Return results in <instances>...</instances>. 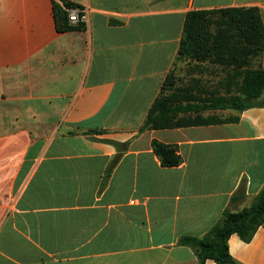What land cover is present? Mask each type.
I'll return each instance as SVG.
<instances>
[{
	"label": "crops",
	"instance_id": "crops-1",
	"mask_svg": "<svg viewBox=\"0 0 264 264\" xmlns=\"http://www.w3.org/2000/svg\"><path fill=\"white\" fill-rule=\"evenodd\" d=\"M64 1L86 13L85 30L59 32L54 0H0V264H198L179 239L204 236L264 188V107L200 113L235 122L139 129L172 71L195 97L238 92L232 69L177 68L185 21L257 7L264 25V0ZM153 140L177 145L182 163L162 167ZM228 244L238 264H264V226Z\"/></svg>",
	"mask_w": 264,
	"mask_h": 264
},
{
	"label": "trees",
	"instance_id": "trees-1",
	"mask_svg": "<svg viewBox=\"0 0 264 264\" xmlns=\"http://www.w3.org/2000/svg\"><path fill=\"white\" fill-rule=\"evenodd\" d=\"M68 1L54 0V17L59 32L83 31L85 23L71 24L69 10L76 8ZM264 50V25L257 7H235L216 10L192 11L185 21V34L180 44L177 62H209L225 69L239 79L238 92L230 97H195L178 85L179 78L172 71L165 79L160 94L151 106L139 133L147 130L176 129L190 126L235 122L238 118H204L201 112L210 109L234 108L240 111L264 107V68L257 62ZM229 72V71H228ZM230 74V73H229ZM195 115H192V114ZM189 114L188 116H180ZM94 134L102 132L94 131ZM113 144L119 149L129 143ZM152 149L164 168L177 167L182 163L177 145L152 141ZM120 159L116 156L108 165L102 187L109 180ZM245 182L233 195L231 201L243 199ZM264 226V188L249 207L240 211L226 208L220 220L202 237L182 236L178 244L192 248L198 264L212 259L216 264H238L229 250V239L238 235L250 242L257 230Z\"/></svg>",
	"mask_w": 264,
	"mask_h": 264
},
{
	"label": "built area",
	"instance_id": "built-area-1",
	"mask_svg": "<svg viewBox=\"0 0 264 264\" xmlns=\"http://www.w3.org/2000/svg\"><path fill=\"white\" fill-rule=\"evenodd\" d=\"M69 21L71 24L85 23L86 13L83 9L76 7L69 10Z\"/></svg>",
	"mask_w": 264,
	"mask_h": 264
},
{
	"label": "rangeland",
	"instance_id": "rangeland-1",
	"mask_svg": "<svg viewBox=\"0 0 264 264\" xmlns=\"http://www.w3.org/2000/svg\"><path fill=\"white\" fill-rule=\"evenodd\" d=\"M180 63V62H179ZM178 63V65H177V68H182V71H183V73L185 74V64L183 63V64H179ZM186 75V74H185ZM77 147L79 146V145H76Z\"/></svg>",
	"mask_w": 264,
	"mask_h": 264
}]
</instances>
